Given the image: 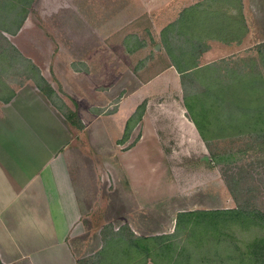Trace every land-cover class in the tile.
<instances>
[{
  "label": "crops",
  "instance_id": "crops-1",
  "mask_svg": "<svg viewBox=\"0 0 264 264\" xmlns=\"http://www.w3.org/2000/svg\"><path fill=\"white\" fill-rule=\"evenodd\" d=\"M196 2L46 1L47 8L57 5L63 10L57 22L70 27L63 26L56 38L65 44L59 51H35L48 61L47 66L38 64L32 55L28 58L81 129L71 125L35 84L15 90L7 102H0V264H81L99 253L102 228L91 227V215L97 204V168L103 165L113 174L115 202L121 210L118 221L135 236H161L165 231L160 222L162 209L174 217L197 210L172 207L177 197L171 194L181 185L163 179L160 171L163 162L169 168L188 166V155H182L180 165L178 160L170 161L175 153L200 152L206 147L183 103L181 74L169 61L163 75L172 74L174 80H161L160 74L145 79L131 73L127 61L130 51L142 50L131 49L130 26L162 6L173 7L175 15L157 29V37L167 25L171 35H182L185 27L191 30L193 24H200L196 32H185V37L198 36L204 56L217 51L216 46L244 51L264 43V0H240L243 36L236 39L234 31L227 44L214 30L210 33L208 20L184 15ZM206 4L210 8V1ZM29 24L32 21L27 18L18 34ZM158 88L181 90L182 97L164 102L155 95ZM86 146L88 156L82 152ZM225 199L224 194L220 196L224 204ZM224 204L210 209H229ZM134 216L150 218L152 231L145 232L144 225L131 221Z\"/></svg>",
  "mask_w": 264,
  "mask_h": 264
},
{
  "label": "rangeland",
  "instance_id": "rangeland-1",
  "mask_svg": "<svg viewBox=\"0 0 264 264\" xmlns=\"http://www.w3.org/2000/svg\"><path fill=\"white\" fill-rule=\"evenodd\" d=\"M46 1L48 0H0V102L10 98L15 90L35 84L66 115L70 113L69 110L54 92L51 93L49 86L41 79L38 68L28 58V55H32L40 62L37 61L38 64L47 66L48 61L42 60L43 57H38L35 53L59 51L65 44V41L56 38L57 34L63 32V26L70 27L57 22V17L62 16L63 10H59L57 5L47 8ZM196 1L194 10L187 12L192 18L200 21L209 16L207 19L215 23L217 19L220 22L226 20L225 32L235 31L237 36L244 32L239 15V0H220L221 3L207 0L210 1V8H206V0ZM173 9L162 6L130 26L131 49L142 50L130 51L127 60L134 75L147 79L160 74L159 79L166 81L175 79L172 74L163 75L170 61L169 53L185 70L196 66L195 71L192 69L193 72L185 76L178 75V80L183 82L185 95L195 99V103L191 104V112L202 134L206 136L207 143L200 152H178L170 158V161L178 160L180 165L182 155H188L187 167L169 168L165 166L167 163H162L160 171L163 172V179L174 180L181 185V188L178 186L175 193L171 194L177 197L172 200V207L181 210H217L210 208L223 205L220 196L224 194V206L229 207L225 210H252L264 215V43L244 51L216 46L217 51L204 56L200 51L202 44L198 36L197 39L189 40L185 37V32H196L195 29L200 24H193L191 30L185 27L182 35H171L170 26L167 25L162 29L161 37H157V29L174 17ZM27 18L31 19L32 24L27 28L24 26L25 29L18 34ZM16 29L18 31L12 35ZM228 38L230 37L223 39V42H228ZM188 41L195 42L198 48L195 51H180ZM123 43L125 46L127 40ZM170 48L178 51H167ZM98 58L105 56L99 55ZM155 95L165 102L170 97H182V92L174 88H158ZM213 97L219 100L218 104L213 105ZM140 112L139 109L132 122ZM225 116L245 120V126L239 130L220 131L216 125ZM82 152L88 156V147L82 149ZM143 154L141 152L139 156ZM104 157L105 154L101 155L99 160ZM97 171V206L94 204L91 227L98 230L102 228L103 247L98 257L96 254L92 259L81 261V264H171V259L189 241L190 245H201V249L211 243L209 238L212 233L196 227L191 220L185 219L175 230L176 216L167 215L162 209L160 222L165 231L161 236L167 235L166 238L141 242L134 250L130 249L129 241L134 238V234L118 221L121 210L115 202L113 174L104 165L98 167ZM139 172L146 174L147 171L140 168ZM87 176L90 180L88 173ZM118 194L121 198V193ZM86 196H90L89 191H86ZM130 220H134L137 225H144L145 232L152 231L151 219L147 216L140 220L134 216ZM109 225L119 228L113 231ZM221 232L224 234L222 240L237 242L242 246L241 254L237 255L239 261L252 259L251 254L254 252L251 246L255 240H263L259 243L264 247V228H241L231 224ZM88 237L90 238V234ZM165 241L174 245L159 251L158 246ZM144 246L150 249L149 254L144 252ZM200 256L196 254V258Z\"/></svg>",
  "mask_w": 264,
  "mask_h": 264
},
{
  "label": "trees",
  "instance_id": "trees-1",
  "mask_svg": "<svg viewBox=\"0 0 264 264\" xmlns=\"http://www.w3.org/2000/svg\"><path fill=\"white\" fill-rule=\"evenodd\" d=\"M216 3H221L220 0H213ZM240 3V0H239ZM194 10V9H192ZM187 11V12H192ZM196 10V9H195ZM185 15H189V14ZM217 12H219V9H217ZM209 16L205 17V21H207ZM209 21V20H208ZM210 22V21H209ZM213 20L210 22L209 27L206 25V27L209 28L210 33L213 34V30L215 31V34L219 36V40L223 42V39L228 38L229 43L233 40V32L227 33L225 32L226 27V20H223V22H220V24H212ZM242 22V21H241ZM214 23V22H213ZM243 23V22H242ZM207 24V22H206ZM244 28V24H243ZM19 29V28H18ZM18 29H16L12 35H14ZM237 34V33H236ZM231 35V36H230ZM241 36H243V32L241 33ZM238 36H236V39ZM189 40V39H186ZM204 46H201L200 51H202ZM198 48V45L195 42L188 41L186 46L184 48L179 49L180 51H195ZM205 48V47H204ZM167 51H178L176 49L170 48V50ZM204 52V51H202ZM201 52V53H202ZM169 59L172 64V66L175 68V70L181 74V76H185L186 74H189L193 71H195L196 66L193 68H190L189 70L183 69L180 63L176 59L172 57V54L169 53ZM192 69H194L192 71ZM41 77V76H40ZM43 80V78H41ZM182 85V92H183V103L185 105V108L189 114L190 119L192 120L193 124L195 125V128L197 129L201 139L207 143V138L202 134L201 129L199 128L197 121L192 114L191 110V104L195 103L194 97H187L184 92V86L183 82L181 81ZM41 91L43 89L37 85ZM51 93L53 92L51 88H49ZM44 92V91H43ZM47 98L50 96L45 93ZM50 99V98H49ZM214 100L213 105L218 104V101L216 97L212 98ZM9 99L5 100L4 102H7ZM193 102V103H192ZM216 103V104H214ZM67 121L75 126L77 129H81V125L75 115L70 112L69 114L65 115ZM132 124V121H129L127 124V130L130 128ZM245 126V120H241L238 118H231L228 116H225L224 120L222 119L218 120V125H216L217 129L220 131L223 130H232L236 129L239 130ZM191 220L193 223H195L196 227L200 229H204V231H210L212 234L210 236L211 243L209 245H205L203 249H201V245L195 244L190 245V241L188 245H186L179 254L173 259H171V264H264V247L260 245V243L263 242L261 239H257L254 241V244L251 246L254 253H252V259H249L248 261H239L238 254H241L242 246L235 242H227L225 240H222L221 237H224L223 232H221L225 226L228 225H236L241 228H264V215L261 214L258 211H244L240 209L235 210H195L191 212H183L176 216V227L175 230L178 229L180 224L184 220ZM133 234V233H132ZM134 238L129 241V247L130 249H135L138 243L141 242H148V241H155V240H162L165 239L167 235L162 236H156V237H138L133 235ZM260 242V243H259ZM259 243V244H258ZM200 244V242H199ZM202 244V243H201ZM208 244V243H205ZM174 244L161 242V244L158 246L159 251L169 249ZM203 245V244H202ZM144 252L146 254H149L150 249L147 248V246L143 247ZM202 250V251H201ZM201 251V252H200ZM196 254H200L201 256L196 258ZM99 256V253H97L96 257ZM156 264V263H155Z\"/></svg>",
  "mask_w": 264,
  "mask_h": 264
}]
</instances>
